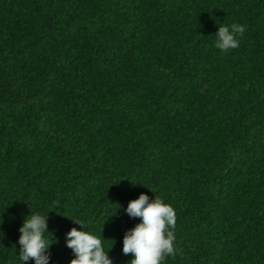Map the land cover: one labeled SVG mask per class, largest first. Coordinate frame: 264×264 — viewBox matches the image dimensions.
Masks as SVG:
<instances>
[{"label": "trees", "instance_id": "1", "mask_svg": "<svg viewBox=\"0 0 264 264\" xmlns=\"http://www.w3.org/2000/svg\"><path fill=\"white\" fill-rule=\"evenodd\" d=\"M141 193L176 213L163 264H264V0H0V264L29 211L50 264L72 220L129 264Z\"/></svg>", "mask_w": 264, "mask_h": 264}, {"label": "clouds", "instance_id": "2", "mask_svg": "<svg viewBox=\"0 0 264 264\" xmlns=\"http://www.w3.org/2000/svg\"><path fill=\"white\" fill-rule=\"evenodd\" d=\"M245 28V25L235 22L220 24L214 34L215 47L222 53L237 48ZM123 210L129 218H139L134 227L124 232L122 239V253L132 256L129 264H163L166 257L177 255L179 249L175 246L174 232L176 213L170 204L158 196L150 199L147 194L141 193ZM48 213L29 211L23 218L18 229L17 264H29L30 261L32 264H50L49 249L53 243L45 235L50 233L47 230ZM72 221L80 225V229L73 227L65 234V245L73 254L69 264H113L108 253L114 243L107 247V240L101 233L84 230L80 221Z\"/></svg>", "mask_w": 264, "mask_h": 264}]
</instances>
